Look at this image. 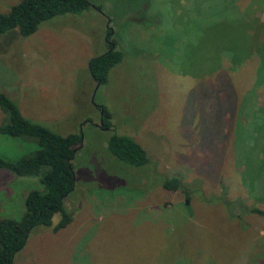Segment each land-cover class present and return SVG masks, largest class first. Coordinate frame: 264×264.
<instances>
[{
  "label": "rangeland",
  "instance_id": "rangeland-1",
  "mask_svg": "<svg viewBox=\"0 0 264 264\" xmlns=\"http://www.w3.org/2000/svg\"><path fill=\"white\" fill-rule=\"evenodd\" d=\"M19 1L0 0V14ZM86 1L80 15L54 17L28 37L0 35V92L31 122L82 140L72 162L74 189L64 200L71 223L53 232L55 214L51 227L36 226L13 264H264V220L237 211L230 220L220 204L204 203L220 195L223 183L229 199L250 207L238 174L252 187L264 175L251 163L235 167L236 153L256 138L254 93L242 81L227 89L232 79L223 71H197L205 44L181 38L207 26L202 20L214 3ZM222 1L227 10L237 0ZM252 13L264 32V7ZM109 30L123 58L93 94L88 62L107 50ZM254 68L248 63L235 74ZM6 122L0 108V125ZM112 134L140 144L150 165L136 169L111 156ZM35 150L33 142L0 134L1 158L15 161ZM172 176L185 191L161 187V177ZM31 190L43 192L38 178L1 170L0 219L20 220Z\"/></svg>",
  "mask_w": 264,
  "mask_h": 264
},
{
  "label": "trees",
  "instance_id": "trees-1",
  "mask_svg": "<svg viewBox=\"0 0 264 264\" xmlns=\"http://www.w3.org/2000/svg\"><path fill=\"white\" fill-rule=\"evenodd\" d=\"M209 1L214 4L202 20L207 26L200 25L201 27L193 32H185L181 38L184 41L194 38L205 44L203 51L198 55L201 59L198 61L197 71L206 67L210 77L223 71L228 75V79H232L225 84L227 89L235 87L233 84L235 81H242V85L248 86L252 91L250 95L254 93L253 98L251 97L255 109L252 113V125L256 138L249 141L248 148L243 147L236 153L235 167L236 170L241 168L243 170L251 163L250 167L256 166L262 169L264 168V32L262 25L257 24L253 18L252 12L264 7V0H237L235 5L229 3L232 7L227 8L228 11L224 7V1ZM219 5L221 11H218ZM215 6L217 8H214ZM88 8L89 3L86 0H20L6 13L0 14V35L17 31L25 38L34 34L39 25L47 20L63 15H80ZM96 9L100 10V7ZM107 36V50L88 62L89 74L99 87L107 82L110 69L123 58L117 41L114 39L110 41V30ZM248 63L255 64L253 73L240 74L241 76L238 77L235 73L238 70L242 72ZM259 92L263 95L261 100L256 95ZM0 108L7 115V122L0 125V134L33 142L37 146V150L31 155L15 161L0 157V171L6 170L17 177H36L43 186V192L31 190L26 194L25 211L20 220L0 219V264H13L16 254L24 248L30 232L36 226L51 227L55 214H59L60 219L53 227V232L71 223V216L64 208V200L74 189L75 171L72 162L77 146L82 140L79 134L62 136L41 124L31 122L21 114L15 102L3 92H0ZM101 109L105 117L106 111L103 107ZM104 117L102 127L108 129L110 124ZM107 150L116 160L133 168L144 169L150 165L146 150L128 136L112 134L107 141ZM241 174H238L237 179L241 186L248 190L247 194L253 200L250 207L243 204L242 199H229V187L223 183L220 186V195L204 203L212 206L220 204L230 220L239 218L240 213L237 214L236 211L257 215L264 220V210L259 207L264 202V175L259 179V183L252 187L244 183L240 178ZM161 178L160 184L164 190L172 192L184 190V183L179 177Z\"/></svg>",
  "mask_w": 264,
  "mask_h": 264
},
{
  "label": "water",
  "instance_id": "water-1",
  "mask_svg": "<svg viewBox=\"0 0 264 264\" xmlns=\"http://www.w3.org/2000/svg\"><path fill=\"white\" fill-rule=\"evenodd\" d=\"M99 88V85H96L93 94L96 93L97 89ZM101 114H103V110H101ZM103 123L100 121V125H102Z\"/></svg>",
  "mask_w": 264,
  "mask_h": 264
},
{
  "label": "flooded vegetation",
  "instance_id": "flooded-vegetation-1",
  "mask_svg": "<svg viewBox=\"0 0 264 264\" xmlns=\"http://www.w3.org/2000/svg\"><path fill=\"white\" fill-rule=\"evenodd\" d=\"M102 109H100V111H101Z\"/></svg>",
  "mask_w": 264,
  "mask_h": 264
}]
</instances>
